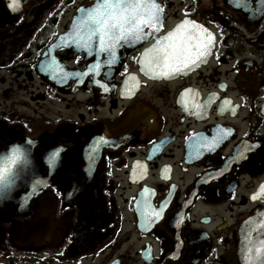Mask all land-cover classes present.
Segmentation results:
<instances>
[{"label":"flooded vegetation","instance_id":"flooded-vegetation-1","mask_svg":"<svg viewBox=\"0 0 264 264\" xmlns=\"http://www.w3.org/2000/svg\"><path fill=\"white\" fill-rule=\"evenodd\" d=\"M102 2L27 0L0 28V264H243L264 223V0H123L158 20L114 57L88 38ZM181 24L214 39L161 75L145 52Z\"/></svg>","mask_w":264,"mask_h":264},{"label":"snow or ice","instance_id":"snow-or-ice-1","mask_svg":"<svg viewBox=\"0 0 264 264\" xmlns=\"http://www.w3.org/2000/svg\"><path fill=\"white\" fill-rule=\"evenodd\" d=\"M143 6L140 4H124L123 0H117L113 3L112 0H103L98 3L95 8L87 11V20L93 25L89 29L88 38L91 40L92 36H98L100 50L108 51L110 57L115 56V47L121 41L130 42L133 40H140L147 37V33L143 32L142 26L153 27L154 21L158 17L150 12L145 15L140 10ZM148 7L159 10V6L151 4ZM15 10V9H14ZM188 22L185 21L184 24ZM184 24L178 26L175 33H169L165 40L169 41L167 44H157L153 48L146 50L145 62L150 69H160V74L168 76L170 72H178L180 69L176 67L178 63L183 64L185 68L189 67L187 61L195 63V59L191 58L189 53V45L193 48L201 49L196 54V59L209 51L210 45L214 39L211 33H208L202 26H195L205 33V35L192 36L190 33L180 34ZM79 32V30H77ZM179 41L178 43L176 41ZM195 40L196 43L192 44ZM74 43H79L74 40ZM81 47H89L88 43H84ZM111 63V61H109ZM56 153H52V159L55 158ZM18 154L9 159L8 164L11 165L16 162ZM11 168L5 167L0 170V181H5ZM42 181H37V184H42ZM35 189H33V192ZM255 198V197H254ZM159 216V213H156ZM247 264V258H246Z\"/></svg>","mask_w":264,"mask_h":264},{"label":"water","instance_id":"water-1","mask_svg":"<svg viewBox=\"0 0 264 264\" xmlns=\"http://www.w3.org/2000/svg\"><path fill=\"white\" fill-rule=\"evenodd\" d=\"M27 0H0V28L11 26L22 15ZM15 9V10H14ZM240 257L243 264H264V223L249 220L242 229Z\"/></svg>","mask_w":264,"mask_h":264}]
</instances>
